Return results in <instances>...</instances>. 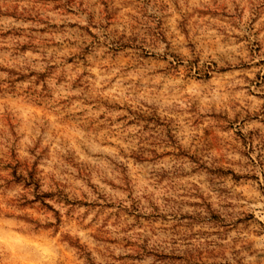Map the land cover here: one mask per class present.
<instances>
[{"label":"clouds","instance_id":"1","mask_svg":"<svg viewBox=\"0 0 264 264\" xmlns=\"http://www.w3.org/2000/svg\"><path fill=\"white\" fill-rule=\"evenodd\" d=\"M260 61L264 0H0V264H264Z\"/></svg>","mask_w":264,"mask_h":264},{"label":"rangeland","instance_id":"2","mask_svg":"<svg viewBox=\"0 0 264 264\" xmlns=\"http://www.w3.org/2000/svg\"><path fill=\"white\" fill-rule=\"evenodd\" d=\"M260 64H264V61H260ZM257 66H259V65H257ZM258 78H259V75H258ZM41 108H42V106H41ZM41 115H45L44 114V112L43 111H41V113H40ZM10 123H11V121H9ZM65 123L67 124V123H69L68 121H65ZM64 129L63 128H61V131H63ZM54 239L57 241V242H60V243H64L65 242V239L63 238V237H61L59 234H57L55 237H54ZM38 242V241H37Z\"/></svg>","mask_w":264,"mask_h":264}]
</instances>
